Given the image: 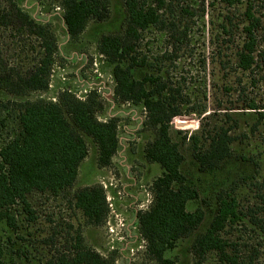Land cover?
I'll return each instance as SVG.
<instances>
[{
	"label": "trees",
	"instance_id": "obj_1",
	"mask_svg": "<svg viewBox=\"0 0 264 264\" xmlns=\"http://www.w3.org/2000/svg\"><path fill=\"white\" fill-rule=\"evenodd\" d=\"M176 1L122 0L126 14L122 30L119 34H102L96 40V54L108 66L113 82L110 104L92 88L80 98L68 87L47 97L60 57L57 35L49 23L38 21L19 0H0V28L15 32L19 38L25 36L34 45L28 51L20 50L19 64L10 63L0 54V91L8 96L0 99V264H21L28 260L26 251L17 249L12 253L17 244L12 236L23 221L33 224L36 220L28 202L33 193L63 195L68 207L78 210L88 225L104 224L109 212L106 190L100 184L71 190L88 155L87 140L96 148L99 168L109 167L117 154L119 118L109 117L112 104V107L127 105L133 111L138 108L143 115L141 127L153 135L144 146L143 158L147 163L157 164L161 173L151 183L149 206L137 213L136 232L145 244L147 258L156 264L176 263V259L166 258L165 253L193 236L204 219L201 208L189 209L198 200V191L193 179L182 173L184 156L180 146L186 139L178 140L170 134V125L183 114L181 106L185 101L179 90L172 87L162 64L176 58L177 50L185 46L188 24L184 20L192 16L189 7L177 10L173 4ZM257 1H234L242 7L244 20L240 25L245 40L234 54L240 74L264 65V39L259 40L260 36L264 38V20L255 15ZM55 2L68 41L74 44L88 23L105 22L110 17V0ZM150 29L164 32L172 47L170 54L164 51L152 62L140 51L142 36ZM219 30L223 36L231 34L225 23ZM26 43L17 40L23 47ZM31 51L35 56L28 55ZM32 95L36 97L31 98ZM247 107L256 110L253 103ZM259 116L264 119L263 112ZM9 121L13 124L11 128ZM231 142L227 133L222 132L210 139L206 149L199 150L198 139H192L190 150L198 172L218 171L231 156ZM231 190L216 193L217 211L190 246L193 264H203L210 253L223 264H237V257L228 253L221 238L226 226L240 220L238 200L230 194ZM66 245L67 249L57 252L46 264L115 262L113 253L105 257L87 245L79 229Z\"/></svg>",
	"mask_w": 264,
	"mask_h": 264
},
{
	"label": "rangeland",
	"instance_id": "obj_2",
	"mask_svg": "<svg viewBox=\"0 0 264 264\" xmlns=\"http://www.w3.org/2000/svg\"><path fill=\"white\" fill-rule=\"evenodd\" d=\"M19 1L38 21L49 23L57 35L60 57L47 97L65 87L79 96L92 88L111 104L109 93L113 82L108 66L96 54L95 45L100 35L119 34L122 30L126 19L122 0H110L109 19L88 23L75 44L68 41L55 0ZM234 1L177 0L173 3L177 10L189 7L192 16L184 20L188 24L185 46L177 50L176 58L162 64L172 87L179 90L185 101L181 106L183 114L170 125V134L178 140L186 139L180 146L184 156L182 173L193 179L198 191V200L189 209L199 207L204 212V219L193 236L165 253L166 258L176 259L175 264H193L191 243L206 230L215 215L216 193L230 188V194L238 200L240 220L226 226L221 238L227 244L228 253L237 257V264H264V119L259 116L264 113V65L245 74H240L236 67L234 54L245 37L240 25L244 21L242 7ZM254 10L263 21L264 0L257 1ZM222 23L230 29V36L220 34ZM262 26L264 29V21ZM16 36L15 32L0 28V54L12 64L20 63V50L34 47L25 36ZM19 39L29 44L23 47L17 44ZM262 39L260 36L259 40ZM167 40L164 32L150 29L142 36L140 51L152 62L164 51L171 53ZM28 55L35 56V53L28 52ZM7 97L0 91V99ZM251 103L256 105V110L248 109ZM112 106L108 109L109 117L119 118L117 154L109 167L99 168L96 148L87 140L88 155L71 190L92 184L105 187L106 200L111 203L106 221L99 227L88 225L78 210L68 207L63 195L31 194L28 202L36 220L33 224L23 221L12 236L17 243L12 253L19 249L28 255V260L21 264H46L57 252L68 248L66 242L77 229L86 244L100 255L106 257L113 253L114 264H156L147 258L145 244L133 225L135 210H141L140 205L149 206L151 183L161 173L157 164L147 163L143 158L144 146L153 135L141 127L143 115L138 108L133 111L127 105ZM9 123L11 128L13 124ZM222 132L232 139L231 156L218 171L199 173L191 155L192 139H198L197 149L204 150L210 139ZM111 228L115 231L113 234H110ZM203 264L223 263L210 253Z\"/></svg>",
	"mask_w": 264,
	"mask_h": 264
},
{
	"label": "built area",
	"instance_id": "obj_3",
	"mask_svg": "<svg viewBox=\"0 0 264 264\" xmlns=\"http://www.w3.org/2000/svg\"><path fill=\"white\" fill-rule=\"evenodd\" d=\"M111 91H112V90H111ZM111 91H110V93H109V96L111 95ZM84 93H86V90L84 91ZM76 96H77L78 98H80L79 95L76 94ZM104 189H105V187H104ZM107 202H108L109 210H110V212H111V203H110V201H109L108 198H107ZM138 208L141 209V210H145V209H147V207H143V205H140ZM119 225H120V226H123V223H122L121 221H119ZM109 231H110V234H113V233L115 232V231L113 230V228L109 229Z\"/></svg>",
	"mask_w": 264,
	"mask_h": 264
},
{
	"label": "flooded vegetation",
	"instance_id": "obj_4",
	"mask_svg": "<svg viewBox=\"0 0 264 264\" xmlns=\"http://www.w3.org/2000/svg\"><path fill=\"white\" fill-rule=\"evenodd\" d=\"M134 185H135V184H134ZM140 211H142V210H135V212H134V217H133L134 221H133V225H134L135 230H136V223H137L136 216H137V213H139ZM136 231H137V230H136Z\"/></svg>",
	"mask_w": 264,
	"mask_h": 264
},
{
	"label": "crops",
	"instance_id": "obj_5",
	"mask_svg": "<svg viewBox=\"0 0 264 264\" xmlns=\"http://www.w3.org/2000/svg\"><path fill=\"white\" fill-rule=\"evenodd\" d=\"M113 108V107H112Z\"/></svg>",
	"mask_w": 264,
	"mask_h": 264
}]
</instances>
